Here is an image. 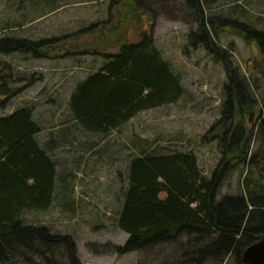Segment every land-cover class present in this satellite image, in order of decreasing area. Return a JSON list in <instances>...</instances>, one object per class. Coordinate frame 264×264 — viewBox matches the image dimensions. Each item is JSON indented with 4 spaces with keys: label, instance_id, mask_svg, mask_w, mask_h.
I'll use <instances>...</instances> for the list:
<instances>
[{
    "label": "rangeland",
    "instance_id": "374dc122",
    "mask_svg": "<svg viewBox=\"0 0 264 264\" xmlns=\"http://www.w3.org/2000/svg\"><path fill=\"white\" fill-rule=\"evenodd\" d=\"M205 15L226 20L216 33L208 26L211 37L228 52L243 80L251 84L256 78L260 88L249 86L252 109L223 121L225 67L203 47L189 45L187 35L197 23L183 0H0V38L47 40L49 46L40 48L46 53L40 57L32 55L34 50L0 53V85L7 89L0 102L9 100L0 114L19 105L31 106L40 128L37 140L57 164L51 207L25 211L22 219L47 227L51 234L71 236L79 264H191L184 262L183 252L200 244L184 237L118 253L128 237L117 226L127 168L141 151H193L202 172L211 176L224 156L225 131L230 125L242 128L247 159L239 162L238 153L228 150L221 161L227 175L215 199L247 190L264 193V160L250 158L255 152L264 154V137L258 131L264 95L261 54L234 24L243 22L264 32V0H217ZM142 34L152 36L162 58L179 75L182 97L140 112L107 135L85 131L72 118L70 93L103 64L105 53H116L126 40L135 42ZM51 249L50 257L59 264H71L65 243ZM29 259L28 264H45L40 256ZM222 264L239 263L227 256Z\"/></svg>",
    "mask_w": 264,
    "mask_h": 264
},
{
    "label": "trees",
    "instance_id": "16d2710c",
    "mask_svg": "<svg viewBox=\"0 0 264 264\" xmlns=\"http://www.w3.org/2000/svg\"><path fill=\"white\" fill-rule=\"evenodd\" d=\"M183 1L197 23L187 35L189 45L193 49L203 47L225 67L228 83L221 120L232 118L235 112L249 111L254 106L250 87L257 89L258 79L246 83L228 52L211 37L208 26L216 33L226 21L205 15V9L217 0ZM234 24L248 43H256L264 75V32L243 22ZM47 42L0 38V53L34 50L33 56H45L40 48L48 50ZM103 57V64L79 81L68 99L73 120L87 132L107 135L140 112L173 103L183 95L179 75L162 58L151 35L125 42L117 53H105ZM6 92L0 85V97ZM8 101H1L0 109L6 108ZM260 104L258 131L264 137V95ZM39 132L29 105L0 114V264H28L34 255L42 257L45 264H59L50 253L52 245L61 243L67 245L70 263L79 264L71 236L51 234L47 227L25 224L22 219L25 211L48 210L54 198L57 164L37 140ZM244 136L242 128L228 127L222 137L226 145L222 159L231 150L238 153L239 162L246 161ZM153 152L141 151L128 164V182L117 216L118 228L128 237L118 253L142 251L184 237L200 244L193 251L183 252L185 263L222 264L227 256H233L237 263L244 264L243 249L264 233V193L247 190L216 200L215 194L227 175L222 160L212 175L206 176L193 151ZM250 158L264 160V154L255 152Z\"/></svg>",
    "mask_w": 264,
    "mask_h": 264
},
{
    "label": "water",
    "instance_id": "95a60500",
    "mask_svg": "<svg viewBox=\"0 0 264 264\" xmlns=\"http://www.w3.org/2000/svg\"><path fill=\"white\" fill-rule=\"evenodd\" d=\"M241 260L244 264H264V233L243 249Z\"/></svg>",
    "mask_w": 264,
    "mask_h": 264
}]
</instances>
